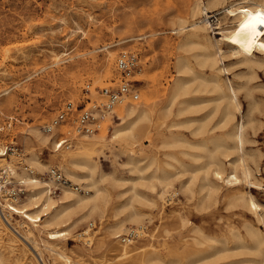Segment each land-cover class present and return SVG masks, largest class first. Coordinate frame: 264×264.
I'll list each match as a JSON object with an SVG mask.
<instances>
[{
    "label": "rangeland",
    "instance_id": "obj_1",
    "mask_svg": "<svg viewBox=\"0 0 264 264\" xmlns=\"http://www.w3.org/2000/svg\"><path fill=\"white\" fill-rule=\"evenodd\" d=\"M196 1L199 0H0V147L15 143L23 149L25 159L30 164L35 155L41 162L49 164L48 166H57L65 173L60 154L77 151L79 141L95 142L92 159L97 163L98 171L107 178L104 213L95 214L80 222L69 238L57 240L59 246H62L61 249L68 255L67 259L45 246L40 238L41 234L32 222L24 219L20 213L13 212L8 215L7 212L6 216L11 221V230L9 231V228L7 231L15 235L17 244L9 246L6 234H3L0 239V253L5 264H27L31 257L39 264L29 248L33 245L32 240L21 238L25 229V226L21 225L23 223L34 228L42 251L40 255L46 264H158L150 263L146 258H120L112 246L115 240L122 244L119 236L132 227H139V223L126 221V229L120 231L118 237H115L113 232L118 229V220L125 216L124 212L127 210L124 211L123 205L130 196L127 178L132 172L129 170L128 154L135 153L147 159L156 156L160 161H164L173 160L169 155L171 152H180L178 154L183 157L184 162H192V158L181 153L184 149L191 150V145H166L162 136L157 134L154 121L161 107L168 103V89L178 76V45L189 29V26H186L179 30L178 26L181 20H184L185 25H189L205 17L202 13L192 14ZM231 1L236 0H226L224 4ZM208 14L211 15L208 17L211 23L208 35L215 40L213 37L219 38L220 34L216 33L218 29L213 27L218 22L222 27L233 22L225 15L221 5L212 8ZM204 43L206 41L187 46L185 53L192 61L193 70L199 75L192 87H197V84L201 86L199 95L208 99L214 97L215 92L206 90L211 84L202 79V76L206 78L211 68L202 65L199 61L202 57L196 55L203 51ZM220 45L223 49L226 48L225 50L229 49L228 44L224 42ZM123 50L136 51L140 56V67L134 76L139 89L137 100L117 106L116 116H109L101 122L99 130L94 134H78L72 121H69L54 133H50V140L45 145L31 139L33 129L37 127L43 130V125L67 101H72L75 107L83 106L86 102L87 84L90 85L91 97L94 99L99 98V88L114 86L115 60ZM257 56L264 58L262 53H257ZM224 61L230 68L224 77L229 76L236 83L242 80L241 83H246L248 88L243 87L238 94L240 109L236 111L234 118V122H245L243 150L219 152V156L221 162H224L222 165L225 173H228L232 160L243 153L245 161L252 167L253 180L259 184H249L246 181L227 184L219 180L218 188L207 194L209 188L201 189L204 172L200 170L191 196L181 191L177 178L163 198L156 197L150 189L143 188L142 193L148 198L157 199V202L140 205L145 213L142 226L147 228L142 233L143 236L133 242L135 245L145 248L152 245L169 256L173 254L175 247L184 249L185 244L180 238H190L191 227L195 224L205 226L209 237L219 239L227 233V225L230 223L235 224L244 233L245 225H253L264 232V62L249 68L233 57H225ZM201 105L202 109L197 114L207 116L208 120L202 135L196 138L191 132V127H173V130L181 132V135L191 142L210 135L226 136L230 126L222 128L217 125L221 113L212 110L215 107L214 101H205ZM129 106L151 109L153 119L152 123L150 122V133L137 129L133 137L116 134V129L127 120L126 110ZM172 108L174 112L177 111L176 105ZM190 115L184 113L176 117L170 116L167 121L171 122L175 118L185 119ZM164 129L168 134V128ZM61 133L70 139V146L67 147L64 143L59 148L54 146ZM209 146L213 147V143L210 142ZM197 150L199 151L197 147L193 149ZM207 153L206 149L205 156L195 162L208 164L211 159ZM10 158L7 160L20 168V164ZM5 161L0 159V163ZM176 166H179L178 162ZM33 167L38 171L35 165ZM213 167L215 164L211 169ZM168 168L176 169L173 166ZM209 176L211 177V172ZM74 182L79 184L78 181ZM243 192L253 195L259 203L258 215L261 219L243 200L236 199ZM48 193L50 194L49 189ZM179 215L188 218L189 222L180 225ZM2 216L1 213L0 222L4 221ZM90 222L95 227L90 231V243H86L87 239H81L78 234ZM19 234L22 236L19 237ZM101 237L105 238L106 243L98 247L97 240ZM214 243L223 246L221 240H215ZM22 246L28 248L26 255L20 251ZM231 253L236 255L224 257L223 254L222 258L213 264H231L235 259L244 257L249 259L244 264H256L253 259L262 260L261 255L246 250L242 253L234 250ZM40 255L39 261L42 264Z\"/></svg>",
    "mask_w": 264,
    "mask_h": 264
},
{
    "label": "bare ground",
    "instance_id": "obj_2",
    "mask_svg": "<svg viewBox=\"0 0 264 264\" xmlns=\"http://www.w3.org/2000/svg\"><path fill=\"white\" fill-rule=\"evenodd\" d=\"M225 2L226 0L196 1L192 7V14L196 15L202 13L205 14V17L199 22L193 21L189 25H185L184 20H181L178 26L179 30L184 29L186 26H189V29L185 32L184 39L180 41L178 45L179 51L176 59L178 76L173 85L168 89V103L161 107L154 121V128H156L157 134L162 136L163 142L166 145L172 147L186 143L191 145V150L184 149L181 153L192 158V162H184L182 160L183 157L178 154L180 152H171L169 155L173 160L164 161H160L156 156L147 159L146 157H139L135 153L128 154L129 170L132 172L127 178L129 182L127 190L130 191V196L123 205L125 208L124 211L127 210L124 212L125 216L118 220V229L113 232L115 237L120 235V231L126 229V221L139 223L138 225L142 226L145 213L142 211L140 205H151L157 202V199L148 198L143 194V188H148L155 193L156 197L163 198L177 178L180 182L181 191L191 196L193 195L194 184L196 183L198 171L200 170L204 172V182L201 183V189L209 188L207 194H210L212 190L218 188L217 183L219 180L227 184H236L241 181H246L249 184L257 182L253 180L252 167L245 161L243 153L232 160L230 171L225 173V169L222 165L223 161L221 162L219 152L227 153L231 150L242 152L243 150L245 141V122L244 120L234 122V118L236 111L240 109L238 94L243 87L248 88V85L246 83H241L242 80L240 83H236L231 77H224V74H228L230 70L224 60L225 57H233L237 62L245 64L249 68L260 62H264L263 57L257 56V53L264 54V0H236L224 4ZM219 5L223 7L225 15L231 18L233 23L222 27L220 22H218L213 28L218 29L215 32L220 34V37H213L215 40H212L208 35V30L211 27V23L208 20V17L211 15H209L208 12ZM201 41H206V43H204L203 51L201 50L202 52L196 55L202 57L201 59L199 58L200 60L198 59L202 65H207L211 68L206 78L201 76L202 79H205L211 84L210 88H208L209 85L206 84L208 85L206 90L215 92V96L213 95L214 97L208 99H204L199 95V92L202 90L200 89L201 86H198L196 83L197 87L195 85V87H192V83L199 78V75L193 70L192 61L185 53L187 46L190 47L191 44H196ZM221 42L228 44L229 49H223V46L220 45ZM199 82L198 80V83ZM249 93L251 94V92ZM205 101H214L215 107L214 109L211 107L212 110L220 111L221 117L217 125L222 128L230 126V128L226 136L216 137L210 135L207 138L202 137L191 142L184 137L183 134L181 135V132H175L173 127H191V132L196 138L202 135L205 132V125L208 124H206L207 116H201L197 113L201 111L202 108L200 106H202L201 104ZM251 104L254 105V103ZM174 105L177 106L176 112H174L172 108ZM251 110L252 107L248 112L249 118ZM126 111L128 116L127 120L116 129L117 135L133 137L137 129H141L145 133L151 132V120L153 119V115L150 108L129 106ZM184 113H190L191 115L185 119L175 118L172 119L171 122L167 121V118L170 116L176 117ZM165 127L168 128V134L164 129ZM31 135V139L38 142L40 145H45L50 140L48 136L50 133H46L37 127L33 129ZM60 139H63V143L66 141L64 138ZM57 142L54 143V146H57ZM210 142L213 143V147L209 146ZM63 143H61L58 148L61 147ZM94 143L95 142L79 141L77 143V151L60 154L65 173L71 178L67 177L73 182L78 181L85 190L82 193L71 187H64L59 196L48 193L47 188L51 185V181L35 180L27 169H25V165H29L30 168L36 170L33 167V165H35L38 169V174L42 175L45 169L50 167L48 166L49 164L41 162L35 155L31 158L30 164L25 159V155L20 159L8 156L5 146L0 147V159L6 160L3 163L9 167L17 177L22 180L24 179L29 188L27 195L19 205H9L14 208L15 212L20 213L24 219L32 222L35 229L41 234L40 238L45 246L62 258L67 259L68 255L64 249H61L62 246H59L57 240L69 238V235L73 233L80 222L95 214L102 215L104 213V206L107 202V188L105 183L107 178L98 171L97 163L92 159ZM196 147L199 148V151H193ZM206 149L208 150L207 155L211 161L206 165L196 163L195 161L205 156ZM10 157H12V159L14 158L17 163L20 164V168L7 160ZM143 161L146 162L142 163ZM177 162L179 166H176ZM213 164H215V167L211 169ZM168 166H173L176 169H169ZM210 172L211 177L209 176ZM236 199L243 200L246 206L257 214L258 218L261 217L258 213V209L260 208L259 203H257L253 195H246L243 192L237 196ZM1 218L4 221L0 222V239L3 238V234H6L7 244L12 247L17 244V239L15 235L7 231L9 228V231L11 230V221H9L10 219L8 217L5 218L4 215ZM178 218L180 225H185L189 222V219L182 215H179ZM21 225L25 226L24 236L19 234V237L22 236L21 238L24 237L32 240L33 245L29 247L30 251L33 254L32 256H35L34 258L41 264L38 255H40L42 251L40 249V244L36 240L34 228L28 224L24 225V223ZM227 226V233L219 239L214 236L209 237L208 230L205 226L193 225L191 227L192 233L189 235L190 238H180V241H183L185 244L184 249L180 250L178 247H175L176 249L173 251V254L171 253L169 256L165 255V253L159 249L152 247V245L149 248L135 245L133 242L138 239L131 241L129 244L120 243L121 245L118 243L119 241L115 240L112 246L117 250V255L121 256L120 258H129L130 260L146 258L150 263L158 264H213L221 259L223 254L225 255L224 257H230L233 256V254L236 255L235 253H231V251L234 250H239L240 253L246 250L261 255L262 260H253L256 264H264V232L253 225H245L246 233L242 232L235 224L230 223ZM142 233L141 236H143ZM43 234L45 235L43 236ZM81 234L82 233H79L78 235L81 237ZM86 239L87 243H90L89 236ZM215 240H221L223 246L220 247L216 245L214 243ZM105 243L106 240L104 237L97 240L98 247H101ZM27 249L25 246L20 247V251L24 255L27 254ZM29 259L27 264H36L32 257ZM40 259L43 262L42 264H46L41 255ZM248 260L249 259H245V257L244 259H235L231 264H244ZM0 264H5L1 253ZM226 264L229 263L227 262Z\"/></svg>",
    "mask_w": 264,
    "mask_h": 264
},
{
    "label": "built area",
    "instance_id": "obj_3",
    "mask_svg": "<svg viewBox=\"0 0 264 264\" xmlns=\"http://www.w3.org/2000/svg\"><path fill=\"white\" fill-rule=\"evenodd\" d=\"M139 67L140 56L136 51H121L115 60L116 77L113 79L115 85L99 88V98L94 99L91 97L90 85L87 84L85 87L87 92L85 104L83 106L75 107L72 101H67L64 106L43 125V131L46 133H54V131L62 124L72 121L74 124V130L78 134H94L99 130L101 122L109 116H116L115 108L117 106L131 103L138 99V86L134 76L139 70ZM60 137H64V140H68L64 142L65 146H70V139L61 133V135L56 138L58 141L57 147L63 143V139H60ZM5 150L8 156H13L19 159L24 156L23 149L15 143L6 144ZM25 169H27L29 174L35 180L51 181V185L48 186V189L54 196H59L64 187H71L82 193L85 190L81 184L73 182L57 166H50L42 173V175H39L38 172L33 168H30L29 165H25ZM28 191L29 188L24 179L22 180L17 177L9 167L4 163H0V211L5 218L7 217V212L8 215L13 212L17 213L11 205H19L27 195ZM5 205H7V208ZM94 227L95 225L90 223L89 226L80 232L82 233L80 238H88V236H90L89 231ZM146 228V226L130 228L126 233L120 236L121 242L130 243L141 236V233L144 232Z\"/></svg>",
    "mask_w": 264,
    "mask_h": 264
}]
</instances>
